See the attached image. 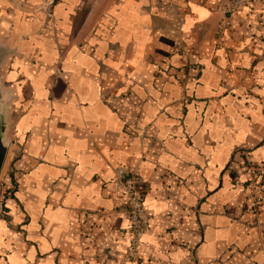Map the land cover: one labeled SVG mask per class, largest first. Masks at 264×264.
<instances>
[{"label": "crops", "instance_id": "crops-1", "mask_svg": "<svg viewBox=\"0 0 264 264\" xmlns=\"http://www.w3.org/2000/svg\"><path fill=\"white\" fill-rule=\"evenodd\" d=\"M221 1L0 0V264H122L119 169L137 264H264V0Z\"/></svg>", "mask_w": 264, "mask_h": 264}, {"label": "built area", "instance_id": "built-area-1", "mask_svg": "<svg viewBox=\"0 0 264 264\" xmlns=\"http://www.w3.org/2000/svg\"><path fill=\"white\" fill-rule=\"evenodd\" d=\"M257 0H222L216 5L214 11L221 15V22L218 25L217 32L223 35L226 28L230 24V18L239 10L254 4ZM116 185L123 192L129 216V234L130 242L122 264L139 263L140 248L144 237L147 235L150 226V217L144 208V199L137 188L134 177L124 169L117 171L114 179ZM255 187L260 190L261 186L254 183ZM261 197V196H260ZM264 199V195H262ZM4 200L2 196L0 200V221L5 218ZM251 207L253 210L257 208V197L251 199Z\"/></svg>", "mask_w": 264, "mask_h": 264}, {"label": "water", "instance_id": "water-1", "mask_svg": "<svg viewBox=\"0 0 264 264\" xmlns=\"http://www.w3.org/2000/svg\"><path fill=\"white\" fill-rule=\"evenodd\" d=\"M7 98L0 91V177L8 153V144L6 142L8 122Z\"/></svg>", "mask_w": 264, "mask_h": 264}]
</instances>
